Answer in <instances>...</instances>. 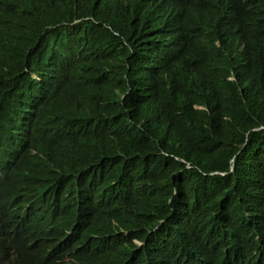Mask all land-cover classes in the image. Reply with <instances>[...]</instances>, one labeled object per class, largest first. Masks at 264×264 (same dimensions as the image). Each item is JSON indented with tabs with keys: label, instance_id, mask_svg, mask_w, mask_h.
Here are the masks:
<instances>
[{
	"label": "trees",
	"instance_id": "1",
	"mask_svg": "<svg viewBox=\"0 0 264 264\" xmlns=\"http://www.w3.org/2000/svg\"><path fill=\"white\" fill-rule=\"evenodd\" d=\"M0 264H264V0H0Z\"/></svg>",
	"mask_w": 264,
	"mask_h": 264
},
{
	"label": "clouds",
	"instance_id": "2",
	"mask_svg": "<svg viewBox=\"0 0 264 264\" xmlns=\"http://www.w3.org/2000/svg\"><path fill=\"white\" fill-rule=\"evenodd\" d=\"M178 158V157H177ZM179 159V158H178ZM182 161L183 162H186L184 159H182ZM186 164H187V167H189V168H191L192 167V165H191V163L190 162H186ZM233 166H232V168H230V171L232 172L233 171ZM228 172H222V171H214V172H211L210 173V175H214V174H222V175H226ZM138 246H142L143 245V243L142 242H140V241H138V240H135L134 241Z\"/></svg>",
	"mask_w": 264,
	"mask_h": 264
}]
</instances>
